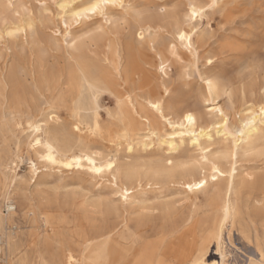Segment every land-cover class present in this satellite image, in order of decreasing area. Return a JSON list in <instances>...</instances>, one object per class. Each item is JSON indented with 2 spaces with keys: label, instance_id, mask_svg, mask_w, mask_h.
Listing matches in <instances>:
<instances>
[{
  "label": "rangeland",
  "instance_id": "rangeland-1",
  "mask_svg": "<svg viewBox=\"0 0 264 264\" xmlns=\"http://www.w3.org/2000/svg\"><path fill=\"white\" fill-rule=\"evenodd\" d=\"M94 1L99 9L89 12ZM192 7L201 10V18L192 16ZM180 30L192 34L195 55L176 39ZM77 64L95 80L109 77L125 108L116 112L111 97L100 95L101 116L79 112L88 94L74 85ZM156 102L159 111L149 105ZM263 109L264 0H0V194L10 186L16 207L7 214L0 200L11 239L0 259L39 264L40 256L51 264L53 255L124 220L128 230L116 235L132 233L133 264H147L139 261L155 251L161 264H171L162 249L178 235L164 241L159 231L166 221L206 207L225 177L213 164L227 171L234 163L233 135L246 136V124L262 119ZM108 110L114 113L110 118ZM184 114L194 117L191 128ZM37 127L41 131L35 133ZM190 130L204 135L197 144L189 136H170ZM43 133L57 135L75 155L91 154L100 170L95 173L85 160L69 168L41 160L42 152L31 146ZM263 145L264 129L238 142L235 175L247 186L264 176ZM112 157L116 166L134 170L132 178L121 180L133 187L130 200L120 197L110 171L114 165L104 167ZM171 172L193 178L204 173L211 181L190 193L178 179L164 178ZM250 198L242 191V222L263 242L264 198ZM248 238L236 229L223 234L226 264L259 260L254 236Z\"/></svg>",
  "mask_w": 264,
  "mask_h": 264
},
{
  "label": "bare ground",
  "instance_id": "bare-ground-1",
  "mask_svg": "<svg viewBox=\"0 0 264 264\" xmlns=\"http://www.w3.org/2000/svg\"><path fill=\"white\" fill-rule=\"evenodd\" d=\"M99 5V1H94L88 11L94 12L92 10L93 7L98 6L95 9V11H97L99 9ZM193 12L196 13L195 17L201 18L202 14L200 9H195L194 7H192V16ZM175 37L178 42L183 45L191 54H196V48L193 42L192 34L180 30L175 34ZM160 69L163 70V67H160ZM76 70L77 81L74 85L79 87L82 93L86 92L88 94L87 97L82 96L80 102L78 103L79 112L91 111L96 115V117L97 115L101 116V107H99L97 103V97L100 95L111 97V100L115 105L116 112H121V110L125 108V104L127 103L126 99L112 87L109 82V77L104 75L100 79L95 80L88 75L83 66L78 64L76 65ZM209 86L210 85L208 84V87ZM149 105L152 106L156 111L160 110V104L158 102L149 103ZM113 114H111L110 111H105L106 117L110 118L113 116ZM261 115L263 116L262 119L254 117L246 124V136L242 135V132H236V134L233 135L234 143L232 148L233 155L231 156V160L234 159V163H230L227 171L223 172L220 170L217 164H213V167L216 170L215 172H217L220 177H225L223 180V186L219 189H216V191L214 190L211 192L206 207L204 209L195 208L186 218L166 221L162 229L159 231V234H161V237L164 241L170 237L178 235L176 241L167 243L165 248L162 249L164 256L170 259L171 264H226L221 249L222 237L225 232L229 234L233 229H236L237 233H239L246 240H249L248 237H252V235L254 236V247L259 256V260L249 261L248 264H264V238L263 242H261L262 238L260 239L259 234H257V230L252 226L243 224L241 213L242 191L246 190L248 192V195L251 196L249 200L252 203L258 202L257 196H259L260 199L264 198V176H262L261 179H259L252 185L247 183L249 185L247 186L245 185L244 181H238L236 179V170L234 167L238 142L239 145L247 143L248 140L252 138L254 139L256 135L262 129H264V109L261 111ZM183 123H185L187 127L191 128L194 124V117L191 114H184ZM221 129L225 131L224 127H222ZM39 131H41V129L37 127L35 129V133H38ZM170 136H177L181 140L185 136H189V142H191L192 144H197L199 139L204 135L202 134V132H195L190 130L184 133L172 134ZM32 142V149L35 150V153L41 151L42 155L39 158L46 163H50L52 165H54V163H58L61 164L62 167L64 166L66 168H69L72 164H75L79 167L81 166L82 161L85 160V162L90 165V169L94 170L95 173L96 171L100 170V167L95 166L94 159L91 157V154L88 155L83 153V155H75L73 152L62 146L57 135L45 136L43 133V137L35 136ZM174 144L176 143L172 140L168 143L167 147L171 149ZM176 147H178V145H176ZM262 153H264V145ZM115 163L116 160L112 157L111 159L106 161L104 167L109 170L114 165V168L110 171L116 183V187H118L120 197L121 199L126 201L130 200L132 199L133 187L126 186L121 182V180L123 178H132L134 176V170L127 165L116 166ZM109 165H111V167H109ZM31 168L36 171L34 163L31 164ZM176 175L177 174L173 172L163 174L165 179H178L181 182L180 184H182V186L185 187L190 193L201 191L207 185V182L211 181V178L204 175V173H201L198 178H193V176H186L184 174H178L177 176ZM9 187L10 186H4L3 191L0 194V200L5 206L4 209L6 210L7 214L15 212L16 208L14 206H11L13 200H10V195L12 194H10L11 190L9 189ZM254 193H258V195L256 197H253ZM194 205H196V203ZM24 206H27V204ZM103 214L104 213L102 212L101 216H103ZM201 215H203V217H200ZM250 220L252 221L253 219ZM9 221L10 219L7 217V215L0 214V256L1 254H4L2 251V246L4 245V247H9L11 243V239L7 237L6 233ZM45 221L46 219H44V222ZM140 226L142 227L143 223L137 226V228H139ZM121 228H127L126 221L120 220L108 226H103L90 238H83L84 240L80 244H77L75 246L70 245L67 247V249H63L59 255H53L51 264H133V262H135L136 260V255L132 244L129 243V241L132 239V233L126 231L122 235H116V232ZM250 243L252 242L250 241ZM45 245L49 246L51 244L47 241ZM35 246L36 244L34 243V247ZM210 248H214L213 254L215 255V262L213 263L209 262L208 260V256L210 255ZM158 253L159 251H155L154 256H152L151 258H146L145 260L141 259L139 262L144 261L147 262V264H161ZM38 257L39 264H46L42 261L40 256ZM1 262L3 264H12L8 262V258L6 256L1 260Z\"/></svg>",
  "mask_w": 264,
  "mask_h": 264
},
{
  "label": "snow or ice",
  "instance_id": "snow-or-ice-1",
  "mask_svg": "<svg viewBox=\"0 0 264 264\" xmlns=\"http://www.w3.org/2000/svg\"><path fill=\"white\" fill-rule=\"evenodd\" d=\"M96 7H98V6H94L92 10L95 11ZM195 15H196V13L193 12V16H195ZM189 119H190V117H189ZM109 167H111V165H109Z\"/></svg>",
  "mask_w": 264,
  "mask_h": 264
}]
</instances>
